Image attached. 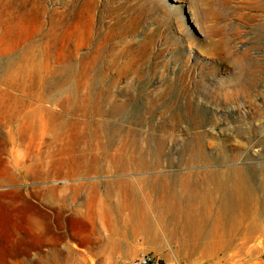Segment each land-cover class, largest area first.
Here are the masks:
<instances>
[{"label":"rangeland","instance_id":"1","mask_svg":"<svg viewBox=\"0 0 264 264\" xmlns=\"http://www.w3.org/2000/svg\"><path fill=\"white\" fill-rule=\"evenodd\" d=\"M11 59L60 86L9 85ZM70 94L89 106L93 143L122 148L131 170H53L68 138L40 116ZM0 98V174L18 176L0 184V264H129L147 251L158 264H264V0H0ZM29 117L36 130L14 140ZM30 166L44 174H20ZM200 194L190 233L180 212L163 233L125 229L132 213Z\"/></svg>","mask_w":264,"mask_h":264},{"label":"bare ground","instance_id":"2","mask_svg":"<svg viewBox=\"0 0 264 264\" xmlns=\"http://www.w3.org/2000/svg\"><path fill=\"white\" fill-rule=\"evenodd\" d=\"M28 55L30 56L28 59H32V60H36L37 61V56L36 54H34L32 51H29L28 52ZM78 55V54H77ZM13 60H9L7 61V65L8 67H10L11 69L13 68L12 67V62ZM37 65L36 64H33V65H29L27 63V65H22V66H19L18 68H14L12 70H15L13 71L8 79L10 80L9 82V85H15L14 83V80H21V76H29L28 79L30 81H33V84H38L37 87H42L44 89H53L55 86H60V84L58 82H56L55 80L56 79H51V80H48L45 78V76L43 75H40L41 73H39V70L37 69ZM9 68V69H10ZM39 68V67H38ZM41 72H42V69L40 68ZM64 73V72H62ZM8 74V73H7ZM50 75V74H49ZM48 76V75H47ZM71 77V76H70ZM90 78V77H89ZM66 79V77H65ZM71 79V78H69ZM67 80V79H66ZM87 80H89L87 78ZM29 81V84L31 85L32 83H30ZM93 81V80H92ZM24 82V81H23ZM66 82V81H65ZM69 82V81H68ZM25 83V82H24ZM62 83V81H61ZM88 83V82H87ZM32 84V85H33ZM66 84V83H65ZM64 84V85H65ZM68 84V83H67ZM90 84V83H89ZM63 86V84H61ZM90 86V85H88ZM69 88H71L70 86H68ZM57 88V87H56ZM62 89V88H61ZM89 89V87H88ZM64 91V90H63ZM71 91V90H70ZM105 91V90H104ZM84 93V92H83ZM105 93V92H104ZM82 98L76 94H70L67 96V98H65L63 101L60 100L59 102L61 103V106H62V109L59 113H53L51 110H45V109H42V111L44 112L43 114L44 115H41L40 117L42 118V122L44 125V123L46 122H50L52 125V130L55 132V135L54 137H56V139L58 137H61L62 138H68V140H66V144L63 143L62 145V152H64L65 155H63V157L59 158L58 160H56L54 163H53V170H62L63 166H68L71 168L72 171H86V172H94V173H98L100 171H126L128 169H130V165L127 164V162H125L124 160V152H123V149L120 148V151L118 153H110L109 152V149H103L100 145H95L93 143V139H91L92 136H94V132L92 130H90V122L88 120V117L90 116V111L88 109L89 106H81L82 104ZM89 104V103H88ZM94 105V104H93ZM123 106V104H122ZM93 107V106H92ZM95 108V107H94ZM98 108V107H97ZM104 108V107H103ZM120 108V107H119ZM99 109V108H98ZM107 109V108H106ZM123 109H124V106H123ZM96 110V109H94ZM98 112V110H96ZM120 113V111H118ZM94 113V112H93ZM92 113V114H93ZM91 114V115H92ZM96 114V113H95ZM111 116V115H110ZM96 117V116H95ZM94 117V118H95ZM99 118V117H98ZM90 119V118H89ZM106 119V117H105ZM99 120V119H98ZM103 121V120H102ZM41 122V123H42ZM116 122V121H115ZM113 123V121H112ZM40 124V123H39ZM98 124V123H97ZM101 124V123H100ZM103 124V123H102ZM47 125V124H46ZM36 126H37V122L36 120L33 118L31 119V117L29 118H24L19 127L13 131V136L12 138L14 140H16L17 138H20V137H24L25 136V133L26 131L30 130V131H35L36 130ZM44 127V126H42ZM46 127V126H45ZM107 127V125H106ZM109 127V126H108ZM44 131V129H42ZM44 132H47V131H44ZM127 132V131H126ZM41 133V132H40ZM118 134V133H116ZM127 134V133H126ZM53 135V134H52ZM20 136V137H19ZM30 136V135H29ZM93 138V137H92ZM110 138V137H109ZM126 138V137H125ZM198 138V137H197ZM108 140V139H106ZM53 141V140H52ZM56 141V140H55ZM104 141V140H103ZM57 142V141H56ZM55 143V142H54ZM130 143V142H129ZM143 143V142H142ZM150 143V142H149ZM163 143V142H162ZM109 144V143H108ZM119 147V146H118ZM116 147V148H118ZM107 148V147H106ZM116 148H113V149H116ZM134 148V147H133ZM137 148V147H136ZM157 148V147H156ZM56 149V148H55ZM69 149V150H68ZM100 149V150H99ZM142 149V148H141ZM57 150V149H56ZM138 150V149H137ZM158 150V149H157ZM118 151V150H116ZM163 151V150H162ZM131 152V151H130ZM133 152V151H132ZM137 152V151H136ZM149 152V151H148ZM161 152V151H160ZM129 156V154H127ZM135 155V154H134ZM139 155V154H138ZM140 156V155H139ZM106 158H110L113 160V166H108V167H105L102 166L101 164V161L102 160H106ZM108 161V160H107ZM111 161V160H110ZM233 161V160H232ZM106 162V161H105ZM147 162V161H146ZM43 163V162H42ZM132 163V162H131ZM236 163V162H235ZM110 165V164H108ZM112 165V164H111ZM44 166V165H43ZM146 166V165H145ZM148 166V165H147ZM232 166V165H231ZM230 166V168H231ZM235 166V165H234ZM151 167V166H150ZM44 168V167H43ZM132 168V167H131ZM239 168V166H238ZM136 169V168H135ZM147 169V168H146ZM149 169V168H148ZM229 169V168H228ZM29 172H27V169H24L21 171L20 174H23L26 173H31V175H33L34 177H40V175H43L44 174V170L39 167V166H30L29 167ZM131 170V169H130ZM232 170V169H231ZM235 170V168H234ZM238 170V169H237ZM235 170V172L237 171ZM216 171V169H215ZM230 171V169H229ZM239 171V170H238ZM241 171V170H240ZM239 171V172H240ZM191 172V171H190ZM190 172H187V173H190ZM193 172V171H192ZM199 172V171H198ZM214 172V171H212ZM222 172V171H220ZM234 172V171H233ZM232 171L230 172L231 174L233 173ZM238 172V173H239ZM242 172V171H241ZM55 173V172H54ZM53 171H47L45 172L46 175H50V174H54ZM118 173V172H117ZM184 173V172H183ZM182 173V174H183ZM215 174V173H214ZM223 174V172H222ZM221 174V175H222ZM230 174V175H231ZM187 175V174H186ZM220 175V174H219ZM224 175V174H223ZM228 175V174H227ZM229 175V176H230ZM236 175V174H234ZM241 175V174H239ZM133 176V175H132ZM179 176V175H178ZM183 176V175H181ZM191 176V175H190ZM189 176V177H190ZM199 176V175H198ZM206 176V175H205ZM208 176H209V173H208ZM206 176V177H208ZM238 176V175H237ZM237 176H235V180L236 179H239L237 180L236 184L239 185V186H243V182L245 183V181H242L244 179V177H242L243 179L241 180V178H238ZM245 176V175H243ZM118 177V176H117ZM120 177V176H119ZM124 177V176H123ZM156 177V176H155ZM218 177V176H217ZM221 177V176H220ZM241 177V176H240ZM158 178V176H157ZM199 178V177H197ZM119 179V178H117ZM133 179V178H132ZM148 179V178H147ZM154 179V178H153ZM178 179V178H177ZM114 180V179H113ZM111 180V181H113ZM136 180V178H135ZM145 180V179H144ZM198 180V179H197ZM209 180V179H208ZM247 180V178H246ZM158 181V180H157ZM165 181V180H163ZM207 181V180H206ZM215 181H216V190L217 192L220 194V198L222 203L224 204L225 201H229V200H233L235 197H233V193H231V189H230V186L228 185V182L223 179V178H215ZM12 182H18V176L16 174H0V184H6V183H12ZM114 182V181H113ZM112 182V183H113ZM135 182V181H134ZM141 180L139 181V184H140ZM156 182V181H155ZM159 182V181H158ZM212 182V181H211ZM232 182V181H231ZM153 183V182H152ZM160 183V182H159ZM158 183V184H159ZM164 183V182H163ZM168 183V182H167ZM165 183V184H167ZM98 184V183H97ZM125 184V183H123ZM165 184H163L162 186H165ZM234 184V182H233ZM246 184V183H245ZM93 185V184H92ZM110 185V184H109ZM112 185V184H111ZM138 185V184H137ZM155 186V184H153ZM157 185V184H156ZM141 186V184H140ZM169 186V184H168ZM232 186V185H231ZM245 186V185H244ZM110 187V186H109ZM112 187V186H111ZM156 187V186H155ZM206 187V186H205ZM237 187V186H235ZM97 188V187H96ZM108 188V187H107ZM165 188V187H164ZM170 188V187H169ZM213 188V187H212ZM110 189V188H109ZM113 189V187H112ZM230 189V190H229ZM239 189V188H238ZM242 189V188H241ZM245 189V188H244ZM96 190V189H95ZM196 190V189H195ZM202 190V189H201ZM234 190V189H232ZM236 190V189H235ZM199 191V190H198ZM215 191V189H214ZM240 191V190H239ZM244 191V190H243ZM242 191V192H243ZM171 192H173L171 190ZM193 194H194V191H192ZM196 192V191H195ZM215 192V193H217ZM233 192V191H232ZM247 192V191H246ZM50 194L52 195H55V190L54 189H50ZM126 193V192H125ZM169 193V192H168ZM184 193V192H183ZM190 193V192H188ZM213 193V192H211ZM234 193H237L236 191ZM244 193V192H243ZM242 193V194H243ZM128 194V193H127ZM181 194V193H180ZM187 193H185L186 195ZM192 195V193H190ZM199 194V193H198ZM121 195V194H120ZM122 196V195H121ZM209 196V195H207ZM216 194L214 195V198ZM236 196V195H235ZM120 197V196H119ZM169 197V196H168ZM239 197V196H238ZM111 198V197H110ZM178 198V197H176ZM184 198V197H183ZM205 198V197H204ZM207 198V197H206ZM206 198H205V201H206ZM218 198V197H217ZM120 199V198H119ZM247 199V198H246ZM117 200V199H116ZM122 201V199H120ZM146 200V199H145ZM166 200V199H165ZM186 203L183 202V209L181 210L179 207L175 206V205H171V204H160L162 205V207H158V213L155 215L152 214V212L150 213L148 210L144 211L142 210V212L140 213V215L136 214L135 213H132L130 215L129 218H127L125 220V229L126 230H132V232H136L138 230H143V229H148L149 230H153L155 232H166L168 228V225H166V222L169 221H173V216L174 214H176V212H180L178 214V217L179 219L183 220L182 225L180 226V230L184 233V232H189V230L191 229V225L190 223H194V222H197L199 221L200 223H202V194L198 195L197 197L195 196H190V197H187L186 199ZM217 200V199H216ZM238 200V199H236ZM235 200V201H236ZM105 201V200H104ZM113 201V200H112ZM125 201V200H124ZM204 201V200H203ZM119 202V201H118ZM145 202V201H144ZM170 202V201H169ZM216 202V201H215ZM112 203V202H111ZM120 203V202H119ZM160 203V202H159ZM175 203V201H174ZM179 203V202H178ZM221 203V205L223 206V204ZM233 203V202H232ZM245 203V201H244ZM124 204V203H123ZM146 204V203H145ZM158 204V203H157ZM156 204V205H157ZM180 204V203H179ZM119 205V204H118ZM117 205V206H118ZM126 205V204H125ZM123 205V207L125 206ZM203 205H204V202H203ZM209 205V204H208ZM110 206V205H109ZM136 206V205H135ZM134 206V207H135ZM141 206V205H140ZM139 206V208H140ZM145 206H148V205H145ZM181 206V204H180ZM220 206V205H218ZM225 206V205H224ZM111 207V206H110ZM116 207V205H115ZM131 207V206H130ZM182 207V206H181ZM226 207V206H225ZM239 207V206H238ZM244 207V206H243ZM246 207V206H245ZM143 208V207H142ZM141 208V209H142ZM147 208V207H145ZM209 208V207H208ZM218 208V207H217ZM119 209V208H118ZM125 209V208H124ZM152 209V208H151ZM156 209V207H155ZM205 209V208H204ZM207 209V208H206ZM220 209V208H219ZM223 209V208H222ZM227 209V208H226ZM234 209V208H233ZM247 209V208H246ZM109 210V209H108ZM134 210V209H133ZM209 210V209H208ZM214 210V209H213ZM228 210V209H227ZM137 211V210H136ZM153 211V209H152ZM204 211V210H203ZM234 211V210H233ZM108 212V211H106ZM111 212V211H109ZM118 211L116 210V213ZM121 212V211H120ZM155 212V211H154ZM207 212V211H206ZM209 212V211H208ZM218 213V211H216ZM114 213V212H113ZM214 213V212H213ZM254 213V212H253ZM108 214V213H107ZM126 215L127 217V214L126 213H123V215ZM181 214V215H180ZM209 214V213H208ZM222 213H220L219 215H221ZM240 214V213H239ZM115 215V213H114ZM118 215V213L116 214ZM115 215V216H116ZM124 215V216H125ZM223 215V214H222ZM228 215V214H227ZM234 215V214H233ZM237 215V213H236ZM209 216V215H208ZM211 216V215H210ZM112 217V216H111ZM177 217V216H176ZM221 217V216H220ZM244 217V216H242ZM251 217V216H250ZM115 219V217H113ZM122 218V217H121ZM125 218V217H124ZM209 218V217H208ZM211 218V217H210ZM222 218V217H221ZM236 218V217H235ZM120 219V217H119ZM118 219V220H119ZM172 219V220H171ZM220 219V218H219ZM223 219H224V216H223ZM231 219V218H230ZM238 219V217H237ZM241 219V218H240ZM112 220V218H111ZM110 220V221H111ZM121 220V219H120ZM124 220V219H123ZM211 220V219H210ZM213 220V219H212ZM216 220V219H215ZM234 220V219H233ZM207 223L209 221L206 220ZM220 221V220H218ZM218 221H217V224H218ZM222 221V220H221ZM242 221V220H241ZM119 222V221H118ZM223 222V221H222ZM221 222V223H222ZM236 222V221H235ZM240 222V221H239ZM178 223V221H177ZM204 223V222H203ZM117 224V223H116ZM121 224V223H120ZM119 224V225H120ZM123 224V222H122ZM161 224V225H160ZM168 224V223H167ZM173 224V223H172ZM216 226H218L216 223H214ZM255 224V223H254ZM108 225V224H106ZM112 225V224H111ZM179 225V224H178ZM177 225V226H178ZM161 229H160V227ZM174 226V225H173ZM172 226V227H173ZM214 226V225H213ZM222 226V225H221ZM108 227V226H107ZM110 227V226H109ZM203 227H205V224L203 225ZM111 228V227H110ZM109 228V229H110ZM212 228V227H211ZM222 228V227H221ZM248 228V227H247ZM114 231L118 230L117 228H112ZM111 229V230H112ZM124 229V228H123ZM173 229V228H172ZM193 229V228H192ZM191 229V230H192ZM198 229V228H196ZM195 229V231H196ZM210 229V228H209ZM216 229V228H215ZM250 229V228H249ZM174 230V229H173ZM213 231V229H210ZM252 230V228H251ZM120 231V230H119ZM152 231V232H153ZM199 231V230H197ZM201 231V230H200ZM199 231V232H200ZM217 231V230H216ZM125 232V231H124ZM148 232V231H147ZM222 232H226V231H223ZM254 232V231H253ZM170 233L171 232V229H170ZM169 233V234H170ZM190 233V232H189ZM194 233V232H193ZM198 233V232H197ZM196 233V234H197ZM213 233V232H212ZM216 233V232H215ZM122 234V233H121ZM126 234V233H125ZM135 234V233H134ZM165 234V233H164ZM173 234V233H172ZM186 234V233H185ZM225 234V233H224ZM158 236V235H157Z\"/></svg>","mask_w":264,"mask_h":264},{"label":"built area","instance_id":"3","mask_svg":"<svg viewBox=\"0 0 264 264\" xmlns=\"http://www.w3.org/2000/svg\"><path fill=\"white\" fill-rule=\"evenodd\" d=\"M159 257L152 251L143 252L131 259L129 264H158Z\"/></svg>","mask_w":264,"mask_h":264},{"label":"crops","instance_id":"4","mask_svg":"<svg viewBox=\"0 0 264 264\" xmlns=\"http://www.w3.org/2000/svg\"><path fill=\"white\" fill-rule=\"evenodd\" d=\"M9 98H0V100H8ZM0 114H3L4 115V117H9L11 114H6L5 112H0Z\"/></svg>","mask_w":264,"mask_h":264}]
</instances>
